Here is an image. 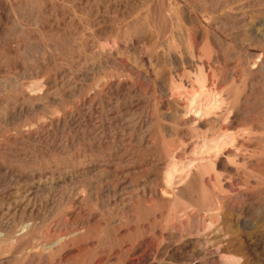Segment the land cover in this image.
Listing matches in <instances>:
<instances>
[{"label":"bare ground","instance_id":"1","mask_svg":"<svg viewBox=\"0 0 264 264\" xmlns=\"http://www.w3.org/2000/svg\"><path fill=\"white\" fill-rule=\"evenodd\" d=\"M56 1L58 11L68 4L76 7L84 20H71L66 13L59 14L61 19L56 13L48 16L52 3L45 0H0V264H157L153 262V245L147 242L140 224L142 215L149 218L157 211L155 206L146 205L148 201L162 208L173 198L189 201L191 187L207 166L217 170H213L214 178H222L227 191L259 184L258 180L245 179L247 170H262L264 178V0ZM154 4L160 11L148 15ZM141 18L146 23H141ZM148 20L157 23L155 29ZM125 22H131V33L125 30L126 25L123 27ZM84 24L94 30V40L84 32ZM62 64L70 69L61 68ZM125 64L128 70L142 71L152 78V90L159 96L153 105L154 122L147 116L143 121L137 114L146 102L142 103L135 82L128 81L131 73L122 67ZM53 67L57 69L55 78ZM83 82L93 84L94 92L91 88L80 97ZM102 84L109 94L125 91L135 100L122 111L113 107L106 113V97L95 101ZM108 116L119 121L122 135L133 132L139 148L153 132L152 126L173 146L171 157H156V170L165 172L164 179L157 177L154 189L152 183L151 189L143 185L138 207L118 202L121 183L105 175L100 160L86 152L90 147L75 150L77 138L93 141L97 150L105 146L103 119ZM162 118L170 125L163 126ZM23 144L35 155L11 158L10 148ZM126 153L119 156L114 152L115 157L128 161ZM250 153L255 157H249ZM131 168L126 165L125 179L133 176L134 182L129 184L140 188L141 168ZM49 169H54L51 178H45ZM88 175L93 177L88 187L71 186L66 192L64 189L65 193L57 192L59 206L52 204L69 209L68 220L54 214V233L42 231L51 214L34 213V190L46 189L44 199L51 200L54 186ZM232 200L223 197L218 202L225 209ZM44 205L48 209L51 206ZM118 209L125 212L124 217L116 216ZM84 215L86 220L81 219ZM219 215L231 221L227 213ZM144 222L153 232L160 227L149 219ZM107 231L113 234L110 242H106ZM132 232L143 240L139 249L133 245ZM175 239L169 237L163 244V256L172 262L169 264H185L186 258L204 254L188 240ZM246 239H238V243L235 238V243L227 240L220 247V253L227 257L216 264H261ZM125 244L129 245L126 250ZM114 246L119 248L117 254L112 253Z\"/></svg>","mask_w":264,"mask_h":264},{"label":"rangeland","instance_id":"2","mask_svg":"<svg viewBox=\"0 0 264 264\" xmlns=\"http://www.w3.org/2000/svg\"><path fill=\"white\" fill-rule=\"evenodd\" d=\"M45 1L47 3H52L51 6H50V8L52 10L51 9L48 10V13H47L48 16H50L53 13H56V15L57 14L59 15L60 13H64V14L66 13V15L68 17L70 16L71 20L75 19V21H79L80 18L83 19L81 17V15L79 16V11L76 9V7L72 8L68 4H64L63 6H61L62 9H59V11H58V5H56L57 7L55 6V4L57 3L56 0H45ZM42 2H44V1H42ZM156 6L158 8H154ZM67 7H69V8H67ZM154 7L150 8V9H153V10H150V9L148 10V13H147L148 15H152L156 10L160 11V9H161L159 7V5H155L154 4ZM57 11L59 13H57ZM67 12H69V13H67ZM76 17H79V18H76ZM61 18H62V15H59L58 19H61ZM139 21L141 23H143V24H144V22L146 23V19L144 20L143 18H141ZM148 22H149V25L153 29H155L157 23L152 22L151 20H148ZM84 23H85V21H84ZM125 25H126L125 30L131 33V31H132L131 22H125V24H123V27ZM82 27L84 29V32L86 31L92 37V39H91V37L89 36V39L90 40H94L95 39L94 38L95 37L94 30L90 26H88L87 24H84ZM103 45L104 44H100V46L102 48L105 47ZM149 51H151V50L149 49ZM126 65L127 64H125L122 67L124 69L128 70L129 66L128 65L126 66ZM63 66H64V68L70 69V66H68V65L62 64L61 68ZM126 67H128V68H126ZM56 73H57V69L54 70V67H53V70L51 71V74L54 75V78H55ZM128 73H131V78L128 81H130L132 84H134V82H135L134 85L138 86V88L141 90L142 99H143L142 103L146 102L145 105L143 104L141 106V109L138 110L137 114L139 115V117L142 115L140 117L141 119H144L147 116L146 119H150L151 118V119H153V122H154L156 120L155 119L156 118V114H155L156 113V108H154L153 105L158 100L157 98H159V96L156 95L155 92L152 90L153 89V85H152L153 84V80H152V78L146 76L145 73L142 72V71H141V74H140L139 72H135V71L133 72L132 70H128ZM26 81L28 82V80H25V82ZM40 81L41 80H39V82ZM83 83H84L85 87H81V89H84V90L79 91V93L81 92L80 93L81 94L80 97L84 96L85 92L87 90H91V88L93 87L92 86L93 84H91V83L90 84L87 83V82H83ZM87 84H88V86H86ZM89 85L91 86L90 88H88ZM102 86H104V87L101 88V91L98 92V94L96 95L97 97H96L95 101L99 99V96H100V98H104V96L106 97L103 100L104 102L102 101L104 103L103 104V107H104L103 110L105 112L107 111L106 113L110 112L114 108L117 109L116 111H118V110L122 111L123 108H125L126 104L129 101H131V100L133 101V99L135 100V98H133L134 96H132V99L128 98L125 91H121V92L119 91L117 93L109 94V93H107L108 90L106 88V85L102 84ZM91 91H93V88H92ZM82 93L84 95H82ZM99 93H101V94H99ZM108 94H109V96H108ZM113 94L114 95L116 94V95L114 96ZM111 95H113V96H111ZM150 104L152 105L153 109L150 108ZM91 111L93 112V110H91ZM140 111H141V113H140ZM151 111H153V112L151 113ZM93 116L96 118L97 114L94 113ZM146 119H144L143 121H145ZM103 120L106 121V122L104 121V124H106L105 125V127H106L105 131L107 132L106 133V137H105L106 138V144H105L106 147L104 146V147H102L101 150H97V149L93 148L94 147L93 143H92L93 141L89 142L90 140L89 141L86 140V141L82 142L81 140H79V138H77L76 141H75V147H76L75 150L78 151V150H81L83 148H89L90 147L89 149H86L87 150L86 152L87 153L89 152V155L94 157L93 159H95V161L100 160L99 164L102 166V170L105 173V175L107 177H110L111 180L116 178L118 180V182L121 183L120 188H119L118 193H117L118 200H119V197H120V200L118 202L123 201L125 203L131 204V206L133 208L134 207H138V206H140V198H141V194L140 193H141V190L143 189V185L147 186V188L149 189L150 186H151V183H152V185H154V186H151V187H153V189H154V187H157L158 180L160 178H161L160 180L164 179L163 176H165V172L163 170L162 171L161 170H156V166H157L156 157L159 156V159L171 157L172 156V151H173V149H172L173 146L170 144V141L167 140L168 138L165 136L164 133H162L161 130L157 129L156 126H152L151 131H153V132L156 131V132L153 133V132L150 131L151 132L149 134L150 136L146 139L147 140L146 141L147 144L145 143L141 148H139L138 145H137V142H135L136 140L133 137L134 134H133L132 131L126 132V134L124 136L120 132V126L121 125H120V123H118L119 121H113L110 118V116L105 117ZM22 121H24V119H22ZM108 124H110L111 126L108 125ZM161 124H163V126L170 125L169 122L165 118L161 119ZM108 130L112 131L111 134H108ZM149 139H150V141L148 142ZM131 140H133V142ZM23 145H21V146L18 145V146H15L13 148H10V150H12V157L11 158H16V160H21L23 158L29 159L31 156L35 155V152L33 151V149L27 148L26 144H23ZM89 145H91V146H89ZM112 147H114V148L111 149ZM15 150H17V151H15ZM17 152H18V154H17ZM114 152L115 153L117 152L119 156L123 155V153L125 154L127 152L126 154L128 156V161L130 159H132V158H136V160L135 161L130 160L129 161L130 163H129L127 161V159L124 160L123 157L120 158L118 156V158L121 159L120 160V159L117 158V156L115 157ZM95 153H96V155H95ZM137 156H138V158H137ZM147 156L150 157V158H148ZM107 157H109V158H107ZM249 157L254 158L255 157L254 153H250ZM53 158L57 159L59 157L57 155L56 156L53 155ZM115 158H117V159H115ZM139 158H140L139 161L142 162V163H140L139 161L136 162L137 159H139ZM117 160H119V161H117ZM133 163L135 164V166H134ZM129 164H130V166H129ZM95 165H96V163H95ZM126 165H127L128 168H131L133 166L131 169L137 168V167L141 168V171H142V174H141V178L142 179L141 180H142L143 184H142V186H140V188L139 187L132 188L131 185L129 184L130 182H134L133 181L134 180L133 176H130V178L128 177V178L125 179L124 175L127 174ZM207 168H209L210 170L207 169ZM53 170L49 169L48 171H46L47 174H45V178H51L50 174L53 172ZM148 170H150V171H148ZM213 170L214 169H212L210 166H207L206 168H204L201 171L203 174L204 173L205 174L204 175L202 173L199 174V176L197 177L196 182L191 187V191H190V195H189V201L188 200H184V199H180L178 197L176 199L173 198L171 200V202H170L172 205L168 204L165 208H162V206L160 204H158V203L155 204L154 201L153 202L148 201L146 203L147 206L150 205V206H155L157 208V211L155 212V215H153L155 217L151 216V217L147 218V216H143V215H142V217H140V221H141L140 224H141V226L143 227V229L145 231L144 232L145 238H146V240L148 239L147 240L148 243L151 242L152 245H153V262L154 263H157V264L158 263L169 264L171 262L165 256H163V253L165 255V250L163 249V247L168 243V238L169 237H173L174 238L176 236L177 240L175 239V241L179 242L181 240H188L189 243H191V246L195 245V247L196 246L200 247V249H202L203 253H204V254H201L200 256L198 255L197 257H196V255H193V256H190V257L186 258V260H184L185 264H216V262H219L221 259L227 257V256H225V255L220 253V247L224 246L226 244V241L229 240V239L230 240L232 239V242H233L234 238L236 240V241L234 240L236 243L239 242L238 239L243 240V238H244V240H245L247 238L246 241L248 240L249 245H251V249H253L256 252V254L259 256V258L262 260L261 264H264V185H263L264 184V178L262 176L263 175V171L262 170H258V171L247 170L246 171V175H245V179L247 180L249 178L248 180H252V181L253 180H258L259 184L257 186H255V185L241 186L240 188L236 189L237 192L234 191V190H233L234 191L233 192V191H230V190L227 191L226 187L223 185L224 181L222 180V178H214V171L217 172V170H214V171ZM154 173H156V174H154ZM163 173H164V175H163ZM157 175H159L160 177L157 176ZM201 175H203L204 178H202ZM200 176L203 179V181L200 178ZM251 177H254V179L251 178ZM73 178L74 179L71 178V182H70V179H69L68 182L66 181L64 183H60L59 186H54V188H53V190L51 191V194H50V196H52V197L49 196V199H51V200H48V199L46 200V198L44 199V197H46V192H47L46 189H44V188H41L42 190L41 189H36V190H34L35 192L34 191L30 192V193L34 192L37 195V196H35L33 198L34 202L36 201V203H37L36 206H35L36 203L35 204L33 203V210L35 211L34 213L35 214L44 213V214H46L48 216L51 214L49 216V221L47 222V224L49 226H47V224L45 226H43L42 231L45 230L44 232H47V230H48L49 233H52V234L54 233V230H55L54 222H51L52 218L55 216L54 214L59 213L60 214L59 217L61 219L63 218L62 220H64V221L68 220L67 213H68L69 209H66V208H61L60 209V207L59 208L58 207L54 208L57 205L59 206V202H60V200L58 201L59 193H65L67 190L71 189V186H73L72 188H76V189H78V188H86V187H88V185H91L93 183L92 182L93 181V177L90 176V175H88V177H84V176L80 177L79 176V177H73ZM146 179H147L148 182L146 181ZM210 179H211V181H210ZM84 180H85V182H84ZM225 180H226V178H225ZM228 180L229 179H227V181ZM87 181H89V182H87ZM154 181H156V182H154ZM231 181L235 182L236 179H234V180L232 179ZM83 182H84V184H83ZM146 182L148 183V185H147ZM59 187H61V188H59ZM195 187H196V189H195ZM129 188H131V189H129ZM56 189H57V191H56ZM64 189H65V192H64ZM97 189H98V192L101 191L100 190L101 187L97 188ZM136 189H140V191L137 192ZM244 189H246V190H244ZM131 190H132L133 193L131 192ZM55 192L56 193L59 192V193H57L55 195ZM41 194H44L43 197L41 196ZM55 197H57V198L54 199ZM124 197L127 199L126 201H125ZM221 197L222 198L223 197H227V198L229 197V198H233L234 200L231 201L232 203L230 202L231 205L229 204L228 208L224 209V207L223 206L221 207V205H219V202H218V200L220 201L222 199ZM41 199H43V200H41ZM179 199H180V201H179ZM54 200H55L56 203L54 202ZM173 200H174V202H173ZM40 203H42L41 206H40ZM52 203H54L55 206H53ZM44 204H47V205L49 204L48 206H50L52 204L49 207L50 211H49L48 207L45 206ZM218 205L220 207H218ZM51 208L55 209L53 213L51 212V210L53 211V209H51ZM74 209H75V207H74ZM249 209H250V211H249ZM122 212H124L122 209H118L115 212V214L117 213L116 216L118 215L117 217L121 218V217L125 216V214H124L125 212L124 213H122ZM219 213L220 214L221 213H223V214L227 213L229 218H231L232 222L231 221L222 220V218L219 215ZM93 214L95 215V217L98 216V212H96V211H94ZM85 215L81 217V219L83 218L82 220H86L87 219V218H85ZM146 219H149V222H152L153 225L160 226V227H158V230H157L158 234L156 233L157 231H155V230L153 232L149 228V225H147L144 222V220H146ZM211 221H212V223H211ZM145 225H147V226H145ZM132 227L134 229V226H132ZM52 230H53V232H52ZM159 231H161V232H159ZM190 232H192L193 234L190 233ZM123 233L125 234L124 230H123V232H121V234H123ZM173 235H175V236H173ZM105 236H106V242H108V241L110 242V239L113 237V234H112L111 231H107ZM130 236H132L131 237L132 241H135V242H133V245L135 244L136 248L139 249L140 243H143V240H141L142 239L141 236L136 234V233L134 234L133 232H132V234ZM136 240H137V244H136ZM235 242H233V243H235ZM163 244H165V245H163ZM123 247H124L123 249H125V248L128 249L129 245L125 244V246H123ZM118 252H119V248L114 246L112 248V253L113 254H117ZM207 253H209V255ZM215 256H216V258H215ZM211 257H214V259L211 258ZM211 261H213V262H211ZM199 262H201V263H199Z\"/></svg>","mask_w":264,"mask_h":264}]
</instances>
